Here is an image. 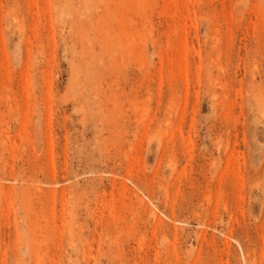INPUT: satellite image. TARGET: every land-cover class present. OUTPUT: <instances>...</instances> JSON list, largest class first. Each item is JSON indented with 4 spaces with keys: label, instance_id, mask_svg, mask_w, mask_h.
<instances>
[{
    "label": "rangeland",
    "instance_id": "374dc122",
    "mask_svg": "<svg viewBox=\"0 0 264 264\" xmlns=\"http://www.w3.org/2000/svg\"><path fill=\"white\" fill-rule=\"evenodd\" d=\"M0 264H264V0H0Z\"/></svg>",
    "mask_w": 264,
    "mask_h": 264
}]
</instances>
